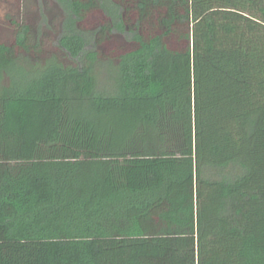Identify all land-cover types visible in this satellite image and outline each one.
Wrapping results in <instances>:
<instances>
[{"label": "trees", "instance_id": "obj_1", "mask_svg": "<svg viewBox=\"0 0 264 264\" xmlns=\"http://www.w3.org/2000/svg\"><path fill=\"white\" fill-rule=\"evenodd\" d=\"M0 36V264H264V0H53Z\"/></svg>", "mask_w": 264, "mask_h": 264}, {"label": "rangeland", "instance_id": "obj_2", "mask_svg": "<svg viewBox=\"0 0 264 264\" xmlns=\"http://www.w3.org/2000/svg\"><path fill=\"white\" fill-rule=\"evenodd\" d=\"M7 17L29 24L34 34L38 29L48 34L49 29L59 30L62 14L53 0H0V36L4 38L14 33L3 23Z\"/></svg>", "mask_w": 264, "mask_h": 264}]
</instances>
